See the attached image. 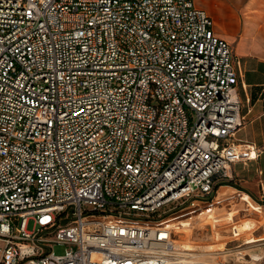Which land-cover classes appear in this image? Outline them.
Returning <instances> with one entry per match:
<instances>
[{"label":"built area","instance_id":"1","mask_svg":"<svg viewBox=\"0 0 264 264\" xmlns=\"http://www.w3.org/2000/svg\"><path fill=\"white\" fill-rule=\"evenodd\" d=\"M213 24L195 0H0V264H174L165 220L259 154Z\"/></svg>","mask_w":264,"mask_h":264},{"label":"crops","instance_id":"2","mask_svg":"<svg viewBox=\"0 0 264 264\" xmlns=\"http://www.w3.org/2000/svg\"><path fill=\"white\" fill-rule=\"evenodd\" d=\"M195 3L212 17L215 32L232 44L238 61L237 90L242 101L244 123L236 139L254 145L259 154L247 164L239 162L234 165L236 177L231 187L238 192L235 197H241L248 201L249 207L258 209L252 198L264 201V0H195ZM227 186L230 185H222L216 197L226 196V191L221 188ZM243 217L253 216L245 214ZM223 219L234 220L230 212L215 217L216 221ZM259 222L255 223L256 228L264 225L261 219ZM191 223L186 225L191 228ZM246 238L247 242L262 240L264 234L258 237L247 235Z\"/></svg>","mask_w":264,"mask_h":264},{"label":"rangeland","instance_id":"3","mask_svg":"<svg viewBox=\"0 0 264 264\" xmlns=\"http://www.w3.org/2000/svg\"><path fill=\"white\" fill-rule=\"evenodd\" d=\"M232 183H226L230 186L221 188V191H226V196H217L214 202L205 204L207 212L201 216L187 209L173 215L171 219L165 220L173 228L175 242L178 247L181 246L179 242L201 244L192 249H186L187 252L194 255H188L189 259L185 260V263L204 264L210 262L221 264L240 262L245 261L248 255H253V258L256 257L258 263L264 260V239L247 242L246 238L247 235L258 237L264 234V225L258 228L255 227V223H260V219L261 223H264V201L253 197L252 201L258 206V209L249 207L248 201L243 200L241 197H235L238 192L231 187ZM259 204L262 206L260 207ZM226 212H230L234 220H215L217 215ZM245 214H251L253 217H243ZM188 222H192L191 228L186 225ZM32 227L33 223L31 222L29 228ZM2 246L3 242L0 241V254ZM65 248V245L56 244L54 246V250L58 254L64 253Z\"/></svg>","mask_w":264,"mask_h":264},{"label":"bare ground","instance_id":"4","mask_svg":"<svg viewBox=\"0 0 264 264\" xmlns=\"http://www.w3.org/2000/svg\"><path fill=\"white\" fill-rule=\"evenodd\" d=\"M179 243L181 244V246L178 247L176 244V248H175L174 252L172 253L173 257L170 258V260H172L174 264H189L187 262L185 263L184 261L189 259L188 255H194V254L191 252H187L186 249H192L193 247H197L201 244L197 245L194 243L193 244L192 243L185 244V243H181V242H179Z\"/></svg>","mask_w":264,"mask_h":264}]
</instances>
